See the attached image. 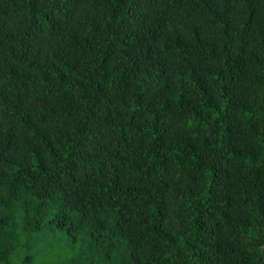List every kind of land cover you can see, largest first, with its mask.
Listing matches in <instances>:
<instances>
[{
	"label": "trees",
	"instance_id": "1",
	"mask_svg": "<svg viewBox=\"0 0 264 264\" xmlns=\"http://www.w3.org/2000/svg\"><path fill=\"white\" fill-rule=\"evenodd\" d=\"M38 241L264 264V0H0V264Z\"/></svg>",
	"mask_w": 264,
	"mask_h": 264
},
{
	"label": "rangeland",
	"instance_id": "2",
	"mask_svg": "<svg viewBox=\"0 0 264 264\" xmlns=\"http://www.w3.org/2000/svg\"><path fill=\"white\" fill-rule=\"evenodd\" d=\"M34 250L39 251V256L37 257L35 264H44V260L46 258L44 257L42 252H45V243L39 242V241L36 242L34 244ZM64 252L67 254V256H69L70 253H71V248L69 246H65L64 247ZM48 257L51 258V256H48ZM51 260L53 261L54 259H51Z\"/></svg>",
	"mask_w": 264,
	"mask_h": 264
}]
</instances>
